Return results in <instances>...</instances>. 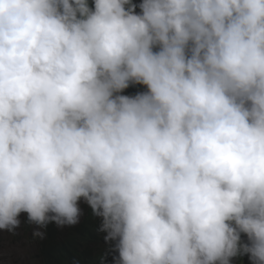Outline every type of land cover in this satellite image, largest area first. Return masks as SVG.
Returning a JSON list of instances; mask_svg holds the SVG:
<instances>
[{"label":"clouds","instance_id":"1","mask_svg":"<svg viewBox=\"0 0 264 264\" xmlns=\"http://www.w3.org/2000/svg\"><path fill=\"white\" fill-rule=\"evenodd\" d=\"M79 202L117 264H264V0H0V230Z\"/></svg>","mask_w":264,"mask_h":264},{"label":"trees","instance_id":"2","mask_svg":"<svg viewBox=\"0 0 264 264\" xmlns=\"http://www.w3.org/2000/svg\"><path fill=\"white\" fill-rule=\"evenodd\" d=\"M126 90L123 95H135L147 91V88L132 85ZM79 207L81 215L76 225L59 226L52 222L42 228L31 223L27 213L20 215L19 219L27 224L28 229L43 233L38 242L42 264H117V241L105 240L106 234L91 221L93 211L86 202H79Z\"/></svg>","mask_w":264,"mask_h":264},{"label":"rangeland","instance_id":"3","mask_svg":"<svg viewBox=\"0 0 264 264\" xmlns=\"http://www.w3.org/2000/svg\"><path fill=\"white\" fill-rule=\"evenodd\" d=\"M20 226L14 232L0 230V264H42L39 258L38 242L40 232L28 229L20 219Z\"/></svg>","mask_w":264,"mask_h":264}]
</instances>
